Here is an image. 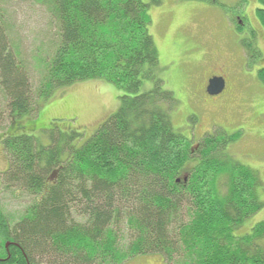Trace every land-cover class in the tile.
<instances>
[{
    "label": "trees",
    "instance_id": "trees-1",
    "mask_svg": "<svg viewBox=\"0 0 264 264\" xmlns=\"http://www.w3.org/2000/svg\"><path fill=\"white\" fill-rule=\"evenodd\" d=\"M37 1L55 39L31 58L47 74L36 85L0 7V184L33 196L15 222L0 213V264H120L150 252L168 260L185 253L183 264H264V221L236 234L263 206L258 173L227 151L236 134L214 128L194 148L173 126L177 101L148 28L150 5L162 0ZM257 12L264 24V7ZM240 42L259 56L253 40ZM257 71L263 80L264 68ZM87 78L123 91L116 111L85 139L57 127L47 142L34 135L46 131L31 125L40 99ZM144 80L152 85L141 91Z\"/></svg>",
    "mask_w": 264,
    "mask_h": 264
},
{
    "label": "rangeland",
    "instance_id": "rangeland-1",
    "mask_svg": "<svg viewBox=\"0 0 264 264\" xmlns=\"http://www.w3.org/2000/svg\"><path fill=\"white\" fill-rule=\"evenodd\" d=\"M258 6L264 4L258 0H162L149 7L148 28L158 49L159 73L164 87L173 92L177 101L170 113L173 126L190 139L194 148L214 128L235 133L227 151L258 173L256 194L263 206L243 222L235 232L238 236L264 221V79L257 71L264 68V24ZM0 7L12 21L13 43L28 58H36L51 47L55 27L43 4L37 0H1ZM243 36L253 40L259 56L244 53L239 43ZM29 71L34 85L47 77L40 61L31 59ZM211 75H223L226 80L225 90L216 96L205 89ZM151 85L144 80L141 91L149 90ZM123 94L102 78L59 86L47 99H40L35 124H31L34 129L46 131L33 133L43 135L41 140L47 142L48 129L57 127L60 132L74 129L85 139L116 111ZM25 124L30 126L29 121ZM6 167L0 143V173ZM189 167L188 164L186 168ZM32 199L29 193L2 189L0 184V213L10 223L24 215ZM76 220L83 218L77 215ZM188 259L182 252L174 253L170 260L159 252H150L120 264H183Z\"/></svg>",
    "mask_w": 264,
    "mask_h": 264
},
{
    "label": "water",
    "instance_id": "water-1",
    "mask_svg": "<svg viewBox=\"0 0 264 264\" xmlns=\"http://www.w3.org/2000/svg\"><path fill=\"white\" fill-rule=\"evenodd\" d=\"M224 85H225V81L222 76H212L208 80L207 92L210 95H216L223 90ZM6 245L8 246V243H6Z\"/></svg>",
    "mask_w": 264,
    "mask_h": 264
},
{
    "label": "flooded vegetation",
    "instance_id": "flooded-vegetation-1",
    "mask_svg": "<svg viewBox=\"0 0 264 264\" xmlns=\"http://www.w3.org/2000/svg\"><path fill=\"white\" fill-rule=\"evenodd\" d=\"M242 39H244V36L242 37ZM239 41H240V39H239ZM243 67H244V60H243ZM224 77V76H223ZM209 78V77H208ZM208 78H207V82H208ZM225 78V77H224ZM206 85H207V83L205 84V89H206ZM225 87H226V80H225ZM225 87H224V89L222 90V92L225 90ZM221 92V93H222ZM221 93H219V94H221ZM219 94H217V95H219ZM214 96H216V95H214ZM7 242V241H6ZM6 242L4 243V249H5V253H6V256H8L9 254H8V246L6 245ZM6 256H4V257H1V260H3V259H5V257Z\"/></svg>",
    "mask_w": 264,
    "mask_h": 264
}]
</instances>
